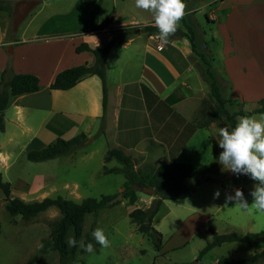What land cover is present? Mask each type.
Returning a JSON list of instances; mask_svg holds the SVG:
<instances>
[{"label":"rangeland","instance_id":"obj_1","mask_svg":"<svg viewBox=\"0 0 264 264\" xmlns=\"http://www.w3.org/2000/svg\"><path fill=\"white\" fill-rule=\"evenodd\" d=\"M15 1L8 0L12 8ZM171 1L181 12L174 18L164 5L150 0H39L17 29L12 28L11 15L0 11V60L5 54L20 72L35 74L43 85L53 69V64L44 69L48 58L44 57L43 46H78L82 42L100 46L117 34H123L122 41H127L129 35L133 39L128 44L121 42L113 46H155L157 42L140 30L147 22L161 19L152 24L162 28L163 45L172 40L181 42V46L186 42L190 46L188 37L192 33L193 42L213 50L210 58L214 59L211 63L216 69L222 63L219 43L211 42L208 37L213 30L206 24L208 13L204 15V10L199 13L196 10V6L208 0ZM106 18H112L106 29L103 32L95 29ZM110 26L137 27L139 32L135 33L136 28L130 29L131 34L127 35V31L113 33L117 28L110 29ZM86 30H92L94 36ZM258 30L262 37L264 28ZM9 46H15L13 53ZM115 50L117 47L110 50L109 59ZM83 52L73 54L68 63L74 66L80 63L83 54H87ZM64 63L60 65L61 70L65 69ZM8 64L11 66L9 61ZM40 66L43 69L34 73ZM235 83L232 88L221 84L227 99L225 106L231 114L238 111L248 114L257 106V100L264 98V84L254 88L248 80ZM11 112L12 107L5 110V127L0 132V173L2 179L10 183V197L31 201L60 195L80 202L87 197L121 193L118 189L123 185L124 175L104 172V166L120 164L114 158L105 161L109 148L102 135L97 134L92 141V137L85 138L68 154L31 161L26 158L28 150L44 147L55 139L38 137L40 116L36 112L25 111L20 123L14 121ZM234 124L244 146L243 168L263 181L264 192V113L236 115ZM232 134L233 122L223 118L215 123L214 129H201L192 140L194 162L189 163L197 168V173L187 180L189 195L164 199L152 219L153 227L162 234L160 250L136 230L129 218L128 213L134 207L150 205L151 196L137 190L139 198L134 204L121 198L101 208L96 215H85L83 233L88 232L92 242L84 253H77V264H191L194 260L197 264H218L221 260L243 259L264 249L262 234L249 243H222L199 257L200 250L211 240L213 230L241 234L264 230V197L257 183L232 173L229 179L218 181L232 172L237 162ZM238 186L243 193L236 198L234 192ZM4 204L5 195L0 189V264H27L34 255L36 258L31 264H57L56 251L43 253L40 248L52 224L60 217L59 211L50 207L24 219L19 214H9Z\"/></svg>","mask_w":264,"mask_h":264},{"label":"crops","instance_id":"obj_2","mask_svg":"<svg viewBox=\"0 0 264 264\" xmlns=\"http://www.w3.org/2000/svg\"><path fill=\"white\" fill-rule=\"evenodd\" d=\"M208 6L211 8L205 11ZM196 7L197 13L203 10L204 15L208 13L209 21L206 24L213 27V30L209 29L211 36L208 37L211 42L219 43L221 65L213 69L211 61L214 59L210 58L213 50L209 46H198L193 42L195 50L210 63L221 93V84L231 85L232 88L236 80H248L254 84V88L264 84V35L259 37L258 30L264 28V0H208ZM160 21L153 20L146 24ZM114 28L119 27L110 26V29ZM100 30L103 32V29ZM85 32L94 36L92 30ZM146 35L157 42L155 46H112L109 49L105 65L104 111L101 105V81L95 74L85 75L66 90L49 88L55 75L62 69L61 63L65 62L64 68L74 66L68 61L73 54L81 53L75 50L76 46H43L44 57L48 58L44 69L53 64L52 72L46 82L40 84L39 90L11 96L6 109L12 107L11 115L16 123L23 121L25 111L36 112L40 116L37 135L42 139H68L83 133L85 138L92 137V141L97 134L102 135L108 148L118 147L131 155L135 168L145 169L169 162L172 149H177L175 161L194 162L192 140L201 129L212 130L215 123L221 120L191 131L190 125L201 100L209 92L208 83L199 68L201 66L203 69L205 64L198 63V56L193 54L187 42L181 46V42L167 40V44L163 45L161 40L164 38L160 33V38ZM132 39L133 36L129 35L127 41L122 42L128 44ZM157 45H161L159 49ZM9 47L12 53L16 49L15 46ZM116 47L109 59L110 50ZM83 51L87 54H83L82 61L77 65L83 64L81 62L93 64V53ZM4 55L0 60V74L8 61L15 73H22L12 59ZM42 69L43 66H40L34 73ZM203 82L206 85L203 86ZM144 87L148 89L146 93ZM191 99L194 101L191 102ZM102 123L103 131L99 132ZM121 190L122 187L118 189L119 192ZM242 193V190L235 191L234 196L238 198ZM155 199L153 195L148 201L151 203Z\"/></svg>","mask_w":264,"mask_h":264},{"label":"trees","instance_id":"obj_3","mask_svg":"<svg viewBox=\"0 0 264 264\" xmlns=\"http://www.w3.org/2000/svg\"><path fill=\"white\" fill-rule=\"evenodd\" d=\"M154 4L164 5L172 18L181 14L178 8L171 0H150ZM184 1V0H182ZM12 7L8 0H0V11H6L10 15ZM112 18H106L95 29L106 28ZM128 26L119 27L115 32H128ZM190 29V28H188ZM141 32L148 34L160 33L162 28L158 24H145L141 27ZM122 35L117 34L111 37L106 43L98 47H90L86 42L80 43L75 50L91 51L94 55V63H87L71 66L59 71L53 81L49 84V88L53 90H66L73 87L85 75L95 74L101 81V105L104 111L106 106V83H105V65L106 56L109 49L116 43L122 42ZM191 50L194 55L198 56V63L203 62L205 67L201 71L204 79L208 83L209 92L207 97L201 100L197 110L193 124L190 125L191 131L195 128L208 126L212 121L226 118L233 122L232 141L236 152L235 166L232 169V174H240L248 180L257 183L260 195L264 197L263 181L252 176L243 168L245 158L244 146L241 142L240 135L235 127L234 118L236 115H250L252 113H264V98L257 100V106L248 114L243 111H238L231 114L225 104L227 99L221 93L220 87L216 82L215 76L210 69V63L195 50L192 33L189 35ZM191 59L193 60L194 58ZM39 78L30 72L14 73L11 66L7 63L0 74V132L4 130V111L9 104L11 96H17L25 93H31L39 90ZM144 93L147 88L144 87ZM103 131V123L99 127V132ZM85 139L83 133L74 135L68 139L58 137L52 143L39 149H31L26 153V158L31 161H44L55 158L60 155L68 154L74 151L81 142ZM177 149L170 151V161L162 163L156 167L145 169L135 168L134 158L125 153L121 148L111 147L106 151L104 156L105 161L114 158L120 164L119 167L104 166V172H121L124 175L122 185V198H126L130 204L137 201V190L134 185L150 186L154 190L153 200L146 208L134 207L128 213L130 220L136 225V230L145 235L153 244L155 249L162 248V234L152 225V219L159 210L163 199H180L187 197L190 192L188 179L197 173V168L191 163L177 162L174 160V155ZM0 189L5 195V209L11 215L19 214L22 218L28 219L37 214L54 207L59 211L60 217L52 224L48 237L42 241L40 251L47 253L56 251L58 253L57 264H77V253H84L92 242V238L88 232L83 233V225L85 215L97 212L108 206V200L114 195H101L99 198L87 197L80 202L57 195L54 197H43L41 200L25 201L19 197H10V183L2 179L0 173ZM212 231V230H211ZM264 234V230L258 232H247L244 234L237 232L216 233L212 231L211 240L206 242L199 252V257L213 247L220 246L222 243L231 241H241L249 243L254 237ZM36 258L34 255L27 261L31 264ZM199 259V258H198ZM168 264V263H166ZM218 264H264V249L256 252L243 259H232L230 261L221 260Z\"/></svg>","mask_w":264,"mask_h":264},{"label":"water","instance_id":"obj_4","mask_svg":"<svg viewBox=\"0 0 264 264\" xmlns=\"http://www.w3.org/2000/svg\"><path fill=\"white\" fill-rule=\"evenodd\" d=\"M39 3V0H16L13 4V9L11 13L12 19V28L17 29L19 24L24 20V18L29 14V12ZM139 32V28L135 30V33ZM131 37V36H130ZM231 177V171L228 172L227 175L218 178V181L222 182ZM136 190L141 191L144 194L153 196V188L146 185H134ZM122 198V194H118L113 198L108 200V204H112L113 202L120 200ZM191 264H197V260H194Z\"/></svg>","mask_w":264,"mask_h":264},{"label":"built area","instance_id":"obj_5","mask_svg":"<svg viewBox=\"0 0 264 264\" xmlns=\"http://www.w3.org/2000/svg\"><path fill=\"white\" fill-rule=\"evenodd\" d=\"M150 37H151V38H160V36H159L158 33H157V34H156V33H154V34H150ZM160 46H161V45H157V48L159 49ZM236 191H241V187L238 186L237 189H236Z\"/></svg>","mask_w":264,"mask_h":264}]
</instances>
